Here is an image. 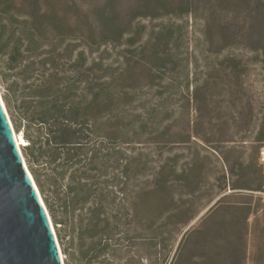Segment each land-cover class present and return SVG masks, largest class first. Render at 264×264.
I'll return each mask as SVG.
<instances>
[{"label":"rangeland","instance_id":"rangeland-1","mask_svg":"<svg viewBox=\"0 0 264 264\" xmlns=\"http://www.w3.org/2000/svg\"><path fill=\"white\" fill-rule=\"evenodd\" d=\"M1 1L2 8L13 10L9 0ZM51 2L50 11L63 17L62 26L55 29L62 36L51 39L47 49H53L52 42L57 45L52 56L64 74L77 79L76 57L85 59L84 68L91 63L103 68L89 72L88 86L76 83L74 96L89 99L96 82L111 86L110 104L88 125L100 133L89 136L110 134L113 115L132 114L123 122V127L135 130L132 135H117L112 141L99 136L97 142H115L127 153H151L141 183L165 165L175 201L167 206L163 197L168 195L159 187L152 195L158 232L163 230L162 211L182 210L179 231L153 236L149 230L142 237L143 226H134L119 261L264 264V0ZM105 5L118 17L119 28L99 20L97 13ZM6 17L19 28L10 14ZM116 29L122 36L113 42ZM65 45L73 49L71 59L58 53ZM22 57L27 62L35 59L26 51ZM6 58L0 51V77L20 69H8ZM5 84L0 78L4 103ZM7 112L14 131L26 140L21 150L31 172L24 154V127L16 129ZM133 114H140L141 120ZM147 136L156 140L153 145ZM258 186L263 190L254 189ZM221 198L228 205L218 206ZM52 223L66 264L64 232ZM73 264L82 263L75 259Z\"/></svg>","mask_w":264,"mask_h":264},{"label":"trees","instance_id":"trees-1","mask_svg":"<svg viewBox=\"0 0 264 264\" xmlns=\"http://www.w3.org/2000/svg\"><path fill=\"white\" fill-rule=\"evenodd\" d=\"M9 1L13 10L2 8L0 0V51L6 54L8 69H20L0 77L6 81L4 99L15 128L24 127L28 141L24 154L31 173L52 221L59 224V233L64 232L66 264H73L75 259L82 264H122L119 259L123 256L124 241L129 239L134 226H143L139 233L142 237H147L149 230L154 231L153 236L174 229L179 231L180 208H166L161 212V232H158L161 226H153L156 219L150 207L152 195L162 188L168 195L163 197L164 203L171 206L175 201L174 194H170V180L163 173L165 165L158 166L141 183L140 174L148 168L151 153L142 150L127 153L120 146L117 148L115 142H97L99 136L112 141L117 135H132L134 129L123 127L126 118H133L132 114L129 117L113 115L115 122L109 128L110 134L89 136V133H100L98 128L88 125L92 116L98 118L100 110L110 104L111 86L96 82L89 99L83 94L80 98L74 96L76 83L86 86L89 72L103 68L93 63L84 68L85 59L76 57L75 80L64 74L52 56L57 45L52 42L53 49H47L53 38L62 36V32L55 29L62 26L63 17L50 11L49 6V1L57 3L58 0ZM9 14L19 28L11 26L12 21L10 23L6 17ZM97 15L102 24L119 28L118 17L108 5L100 8ZM116 30L113 42L122 36L121 31ZM25 51L34 54L35 59L25 61L22 57ZM58 53L67 54L71 59L74 52L65 45ZM2 71L0 69V75ZM10 75L15 77L10 80ZM90 110L96 113L91 114ZM133 116L141 120L140 114ZM131 139L135 142L141 138ZM146 139L152 145L156 141L151 136ZM254 189L263 190L261 186ZM224 198L218 200V206L228 205Z\"/></svg>","mask_w":264,"mask_h":264},{"label":"water","instance_id":"water-1","mask_svg":"<svg viewBox=\"0 0 264 264\" xmlns=\"http://www.w3.org/2000/svg\"><path fill=\"white\" fill-rule=\"evenodd\" d=\"M0 93V264H65Z\"/></svg>","mask_w":264,"mask_h":264},{"label":"bare ground","instance_id":"bare-ground-1","mask_svg":"<svg viewBox=\"0 0 264 264\" xmlns=\"http://www.w3.org/2000/svg\"><path fill=\"white\" fill-rule=\"evenodd\" d=\"M17 140V144L19 145V147L21 148V142H26V140L24 139L23 136L18 135L17 132L13 131ZM63 256V255H62Z\"/></svg>","mask_w":264,"mask_h":264}]
</instances>
